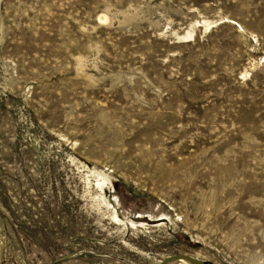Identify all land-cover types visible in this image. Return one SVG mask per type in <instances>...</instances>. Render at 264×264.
Wrapping results in <instances>:
<instances>
[{
  "label": "rangeland",
  "instance_id": "374dc122",
  "mask_svg": "<svg viewBox=\"0 0 264 264\" xmlns=\"http://www.w3.org/2000/svg\"><path fill=\"white\" fill-rule=\"evenodd\" d=\"M175 256L264 264V0H0V264Z\"/></svg>",
  "mask_w": 264,
  "mask_h": 264
},
{
  "label": "bare ground",
  "instance_id": "6f19581e",
  "mask_svg": "<svg viewBox=\"0 0 264 264\" xmlns=\"http://www.w3.org/2000/svg\"><path fill=\"white\" fill-rule=\"evenodd\" d=\"M214 25V24H213ZM207 26V25H206ZM212 26V25H211ZM193 27V26H192ZM186 36L183 35L181 37H179L178 39V42L182 41ZM187 37H194V33L191 31V32H188L187 33ZM187 38V39H189ZM193 39V38H192ZM186 40V39H185ZM179 259H182V260H179ZM166 264H191L187 259H183L182 257H175L173 259H170Z\"/></svg>",
  "mask_w": 264,
  "mask_h": 264
},
{
  "label": "water",
  "instance_id": "95a60500",
  "mask_svg": "<svg viewBox=\"0 0 264 264\" xmlns=\"http://www.w3.org/2000/svg\"><path fill=\"white\" fill-rule=\"evenodd\" d=\"M176 257V256H175ZM175 257H172V258H168L166 260H164L163 262H161L160 264H166L170 259H173ZM185 257V256H184ZM186 259L191 263V264H200L198 261H196L195 259L189 257V256H186Z\"/></svg>",
  "mask_w": 264,
  "mask_h": 264
}]
</instances>
